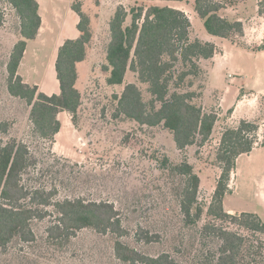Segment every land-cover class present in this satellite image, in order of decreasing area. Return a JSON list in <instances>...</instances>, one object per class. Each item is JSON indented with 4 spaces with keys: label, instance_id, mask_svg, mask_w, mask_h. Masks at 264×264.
I'll return each instance as SVG.
<instances>
[{
    "label": "trees",
    "instance_id": "1",
    "mask_svg": "<svg viewBox=\"0 0 264 264\" xmlns=\"http://www.w3.org/2000/svg\"><path fill=\"white\" fill-rule=\"evenodd\" d=\"M7 1L20 18L21 36L9 55L7 89L13 97L26 100L31 107L30 121L36 134L52 143L62 127L59 113L67 111L75 118L82 106L78 64L86 60L94 38L92 19L83 10V2L74 0L72 8L79 16L80 35L66 39L59 47L55 69L60 93L48 95L37 85L26 83L18 73L27 42L36 39L42 27L40 4L37 0ZM238 1L195 0L194 9L209 34L234 39L244 36V24L225 17L222 12ZM97 4L100 5L98 0ZM130 13L132 22L126 25L129 11L120 4L110 21L111 40L107 47L108 63L104 67L109 71L107 83L122 85L127 72L132 71L141 83L148 85L151 99L144 100L136 82L128 83L121 95L116 96L117 114L141 125L162 124L173 134L179 151L204 145L213 135L219 116L215 110H205L195 100L208 89L210 70L218 52L216 44L194 36L192 21L181 9L135 6ZM2 22L0 15V26ZM186 80L190 88L194 82L201 81L200 91L185 89ZM259 123L255 119L242 118L237 126L222 131L216 152L221 172L207 211L213 218L201 227L197 225L204 213V205L199 201L200 176L188 160L177 164H172L168 158L163 161L162 168H169L171 174L182 178L178 199L180 228L195 229L190 249H196L198 253L189 264H264L262 218L251 212L232 214L224 208V198L230 192L232 173L239 156L250 153L258 142ZM1 128L8 133L7 123H2ZM36 164L37 157L28 143L13 137L0 144L2 252L7 251L15 239L34 241L33 220H44L53 215L47 229L49 238L69 240L77 232L90 228L112 236L113 256L121 264H180L170 251L152 255L126 242L124 237L129 231L114 202L82 196L58 198L56 188L24 183V175ZM218 220L228 221L237 229L225 227L216 222ZM243 230L247 233H242ZM149 233L147 242H159L158 233ZM136 239L141 240L140 235Z\"/></svg>",
    "mask_w": 264,
    "mask_h": 264
},
{
    "label": "rangeland",
    "instance_id": "2",
    "mask_svg": "<svg viewBox=\"0 0 264 264\" xmlns=\"http://www.w3.org/2000/svg\"><path fill=\"white\" fill-rule=\"evenodd\" d=\"M48 1L53 2L51 7L56 4L63 13L65 33L70 25H74L72 19L64 18L69 0ZM79 1L83 2V10L91 17L94 31L89 57L79 68L78 87L82 93V106L75 118L69 112L65 119L60 118L61 130L51 143L36 134L30 121L31 107L26 100L13 97L8 92L7 63L13 43L21 38L20 18L7 0H0V15L3 18L0 26V144L15 137L32 147L37 164L24 175V183L56 188L58 198L82 196L86 199L110 200L119 209L128 228L129 235L124 237L126 242L152 255L170 251L180 264H189L198 253L196 249H190L195 229L180 228L178 199L182 178L171 174L169 168H162L163 161L168 158L172 164H177L188 160L200 176L199 201L204 205V213L197 225L203 226L213 218L207 211L221 172L216 152L222 131L226 127L237 126L239 119L232 117V107L223 109L220 106L221 97L217 93L210 88L206 92L203 90L195 102L202 104L205 110L218 113L214 133L204 145H193L179 151L173 134L162 124L141 125L124 115H118L116 96L121 95L126 84L136 82L145 101H149L151 95L148 85L141 83L132 71L127 72L122 85L107 83L109 71L104 67L108 63L110 21L120 4L129 11L126 25H130L132 7L169 6L170 1L98 0L100 5L97 0ZM185 1L187 11L192 12L195 0ZM193 17L192 34L205 39L209 33L203 21L195 14ZM48 18L54 20L51 15ZM53 25L52 32L44 31L42 38L28 41L27 53L19 71L30 85L36 82L46 84L51 79L56 83L58 49L55 43L63 33L55 23ZM237 51L231 48V52H236L232 53V57L235 61L244 62L246 59L240 57ZM201 83L194 82L190 88L186 80L185 89L199 92ZM218 90L223 91L224 87ZM2 123L9 126L7 134L2 131ZM259 124L261 127L255 146L264 143V121ZM254 163H258L257 157L241 156L224 204L226 208L236 211L232 214L239 211L256 213L264 221V199L260 188L264 173L253 170ZM49 209L52 211V208ZM52 216L33 220L34 241L15 239L7 251L0 250V264H121L113 256L111 235L86 228L69 240L49 238L47 229ZM216 222L237 229L228 221ZM148 233H158L159 242H147ZM242 233L247 231L243 230ZM139 235L141 240L136 239Z\"/></svg>",
    "mask_w": 264,
    "mask_h": 264
},
{
    "label": "crops",
    "instance_id": "3",
    "mask_svg": "<svg viewBox=\"0 0 264 264\" xmlns=\"http://www.w3.org/2000/svg\"><path fill=\"white\" fill-rule=\"evenodd\" d=\"M40 4V14L42 16V27L38 37L42 38L43 32H52L54 30L53 23L56 24L57 28L61 32V36L56 39L57 49L63 44L66 39L77 38L80 32L76 26L79 23V16L72 8L74 0H69L68 7L64 12V18L69 17L74 25H70L69 30L64 33L65 21L62 20L63 13L60 8L53 2L49 3L48 0H37ZM58 2L60 0H57ZM63 1V0H61ZM164 0H154L152 2H158ZM170 1L169 6L181 9L188 12L185 5L186 1ZM264 0H239L235 5H230L225 8L222 14L229 18L239 20L244 24L245 34L241 38L234 39H222L217 36L209 34L205 40L212 41L216 44L218 52L215 54L213 59V66L210 70V76L208 81V88L213 92L217 93L220 99V106L223 109L232 107L231 115L233 118L246 119H259L260 123L264 121ZM84 8V7H83ZM192 12H188L192 25L194 21V14L198 16L194 7L191 8ZM53 16L54 20H49L48 16ZM199 17V16H198ZM200 18V17H199ZM203 21V20H202ZM17 43L14 42L12 48ZM92 44V43H91ZM91 44L88 47V56L91 48ZM28 48V42H27ZM231 48L238 49L239 56L246 59L244 62L235 61L232 57ZM27 53V49L25 54ZM58 54V51H57ZM10 55V54H9ZM25 57V55H24ZM57 58V56H56ZM24 60V58H23ZM21 62V65L23 63ZM86 60L78 64V72L81 64ZM20 65V67H21ZM246 65V66H245ZM250 65V67H249ZM19 67V69H20ZM226 71V74H225ZM251 72V73H249ZM19 75H21L18 70ZM22 76V75H21ZM240 77V79H237ZM25 82V78L22 76ZM227 79V82H224ZM230 80V81H229ZM238 80V81H237ZM237 81V82H236ZM51 79L50 82H36L33 85H37L39 90L48 94H59L60 84L58 79ZM28 83V82H27ZM79 83V81H78ZM219 87H224L223 91L218 90ZM236 99V100H235ZM67 111H61L59 118L66 117ZM231 117V118H232ZM257 117V118H256ZM261 127V126H260ZM243 155H248L249 158H258V163H254L252 169L257 170L258 173H264V143L255 146L250 153L242 154L239 156L238 161ZM237 171L236 169L232 173V183L235 178ZM264 199V182L260 184ZM225 199V198H224ZM224 208L229 213H235L236 211L232 208ZM246 212L239 211L237 213Z\"/></svg>",
    "mask_w": 264,
    "mask_h": 264
},
{
    "label": "built area",
    "instance_id": "4",
    "mask_svg": "<svg viewBox=\"0 0 264 264\" xmlns=\"http://www.w3.org/2000/svg\"><path fill=\"white\" fill-rule=\"evenodd\" d=\"M257 144V143H256Z\"/></svg>",
    "mask_w": 264,
    "mask_h": 264
}]
</instances>
